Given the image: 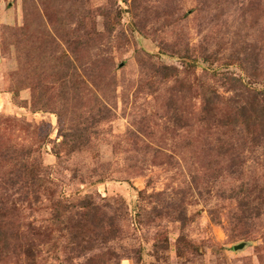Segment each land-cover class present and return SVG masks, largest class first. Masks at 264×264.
I'll return each mask as SVG.
<instances>
[{
  "label": "rangeland",
  "instance_id": "374dc122",
  "mask_svg": "<svg viewBox=\"0 0 264 264\" xmlns=\"http://www.w3.org/2000/svg\"><path fill=\"white\" fill-rule=\"evenodd\" d=\"M50 35L85 94L53 88L36 111L26 48ZM71 126L92 133L74 143ZM1 144L35 149L54 184L32 191L0 153V264H264V0H0ZM54 200L71 204L62 225Z\"/></svg>",
  "mask_w": 264,
  "mask_h": 264
},
{
  "label": "trees",
  "instance_id": "16d2710c",
  "mask_svg": "<svg viewBox=\"0 0 264 264\" xmlns=\"http://www.w3.org/2000/svg\"><path fill=\"white\" fill-rule=\"evenodd\" d=\"M60 36L61 39H66L68 38L67 42L69 39H71L68 33L62 34L61 32H57V36ZM58 36V37H59ZM80 39V40H79ZM78 41H73V43L76 44L77 49L80 51L84 46H86L85 38L82 39L79 37ZM88 40V39H86ZM33 43V41H32ZM30 47V48H29ZM88 47V46H87ZM58 48H60V43L56 38L52 37H44L42 41H40L38 44L35 46H27L26 50L32 49L30 53L26 54H31L29 57L30 59L28 62V65L30 66V69L28 72L31 74L28 75V84L31 86L33 91L35 92L34 96L32 97V102L31 106L33 107L34 110H44V111H53L55 110L54 104L55 102L52 100L51 97H48L45 93L48 91H51L53 88L58 91V93L63 94L61 97L60 101H65L69 95H72V97H77L81 94H85V92H81L82 88V83L85 82V80L82 79L81 74L79 75L76 63H75V58H74V52L72 51V56L69 55L66 51L65 52H58ZM75 53L76 50H75ZM28 55V56H29ZM164 72H162V78H168V77H173L174 73H172V68L169 66H164L163 67ZM78 72V75H77ZM111 74V72H110ZM106 78H110V82H114V77L111 75L106 74ZM51 79V80H49ZM109 81V79H108ZM48 83L52 84V86H49ZM27 84V85H28ZM26 85L23 84L22 86L20 85L18 87L19 90L23 89V87ZM80 90V92H78ZM250 93V90H247ZM251 97H255L254 94L251 95ZM81 99V97H79ZM255 101V99L253 100ZM214 100H208L205 103L204 108L209 112L212 111V106H214ZM211 107V108H210ZM251 111V106L247 109ZM58 111V110H56ZM76 110H71V112H75ZM254 115L252 117V114L250 113L247 116V119H256L258 118V114H256L253 111ZM262 116V115H261ZM60 119H62L61 113L59 114ZM252 117V118H251ZM87 118V117H85ZM109 119V110H99L98 114L95 116H92V119L89 120L91 125L92 124H98L101 120L107 121ZM247 120V121H248ZM244 123V122H243ZM84 129H87V134L92 133L91 127L86 126L84 128H78L71 126V129L69 134H66V137H70L72 139V142L77 143L80 137L83 135ZM245 135V141H253V145L258 144V139L262 135L256 134L255 131L252 130H246L244 133ZM68 139L65 138L62 142V145L65 146L64 149H66L67 152L70 151L69 147H72L69 142L67 141ZM73 148H76L73 146ZM5 147L3 144L0 146V153L5 155L4 157H8L6 159V164L7 166L10 167L14 177L17 179L18 177L24 178L23 181H26L30 183V189L32 191H44V192H50L52 185L54 184V180H52L51 175L48 173V171L43 168L38 164L37 157H35L36 150L32 148H27L23 147L20 149L23 150V153L16 157L13 158V154L11 150L15 149L12 146H9L8 151L4 152ZM3 150V151H2ZM16 150V149H15ZM9 153V154H8ZM39 156V155H38ZM26 186V185H25ZM235 197V196H234ZM250 194H242V197L238 198L239 202L237 204L238 210L240 214L243 216L246 215V218H250L252 215L257 216L258 214L254 213L253 209V201L250 200ZM51 200H53L51 198ZM52 203V208L51 209V220H55L57 224L60 223V225L64 224L66 215L71 212L72 209L69 205L71 204H63L62 201H50ZM251 205V206H250ZM94 209H97V206L91 202L87 201V199H82V201L79 204V210L84 211V215L87 213L92 212ZM214 213V214H213ZM253 213V214H252ZM211 215H213V220L215 216V212L211 210ZM242 216V217H243ZM242 218L241 221H244ZM3 220V216L0 215V222ZM100 225H104L100 223ZM103 227V226H102ZM67 228V227H66ZM62 231V229H60ZM7 242H5L3 245H6ZM77 246H80L81 244L78 243L76 244ZM108 260L102 259V261H99L94 264H107Z\"/></svg>",
  "mask_w": 264,
  "mask_h": 264
},
{
  "label": "water",
  "instance_id": "95a60500",
  "mask_svg": "<svg viewBox=\"0 0 264 264\" xmlns=\"http://www.w3.org/2000/svg\"><path fill=\"white\" fill-rule=\"evenodd\" d=\"M244 246H245V244L242 243V244L235 245L234 248H235V250H238V249L243 248Z\"/></svg>",
  "mask_w": 264,
  "mask_h": 264
}]
</instances>
